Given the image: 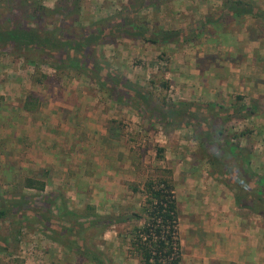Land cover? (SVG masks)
<instances>
[{"label": "rangeland", "instance_id": "obj_1", "mask_svg": "<svg viewBox=\"0 0 264 264\" xmlns=\"http://www.w3.org/2000/svg\"><path fill=\"white\" fill-rule=\"evenodd\" d=\"M40 1L52 8L67 0ZM128 1L133 0H79V24L109 17ZM249 1L264 12L261 2ZM221 2L165 0L141 7L137 15L148 30H177L192 23H202L208 16H216ZM0 5L5 6L4 0H0ZM4 18V14L0 15V19ZM244 20L226 18L205 23L201 27L202 35L189 42L152 44L121 34L113 43L100 44L98 48L114 69L142 85L146 91L156 94L159 82L166 79L168 89L165 92L170 101L212 103L209 89L213 86L209 88L202 83L213 71H205L208 75L204 82H192L193 78L189 77L192 73L182 69L181 61L189 69V64L200 57L196 60L200 69L207 68L211 57L204 56L203 49L208 48L211 40L216 47L225 48L226 38L230 37L225 31L229 33L232 25L234 33L244 30L248 37H254L257 28L264 43V19L256 21L258 27L254 23L248 27L250 24ZM208 51L209 54L214 52ZM219 51V58V55H225L224 50ZM52 65L51 60L31 64L15 50L0 48V192L13 189L24 176H37L43 168H36L34 162L40 164L35 161L40 159L44 168L50 169L43 193L59 195L52 205L54 213L64 205L82 214L128 217L94 236L93 248L105 255L106 264H144L132 242L135 230L146 220L141 209L145 201L143 184L148 178L170 177L177 202L180 251L187 255L188 250L184 247L190 242L188 229L198 227L194 223V216L199 212L196 210L207 209L205 206L210 204H226L228 198L232 199V191L224 183L225 179L212 175L207 158L201 152V142L189 126L181 128L155 121L146 127L138 109L113 100L79 71H61ZM179 72L189 75L185 85L179 82L181 76L177 78ZM150 79L154 80L152 85ZM228 82L234 85L232 78ZM231 86H220L219 96H222L218 104L229 107L235 96L242 94L243 91ZM27 96H31L28 101L31 110H25L23 106ZM67 117L70 120L64 121ZM109 124L117 129L116 138L109 137L108 132L102 134L101 129L104 126L106 129ZM231 125L232 132H239L252 123L240 118L232 119ZM54 138L59 142L53 141ZM250 138L259 137L252 132ZM252 139L245 143L246 139L241 137L239 141L250 148V168L264 174V167L258 162L260 144ZM45 141L54 142L55 149L46 148ZM115 157L119 164L114 162ZM49 161L57 162V170L45 164ZM97 161L101 166L96 164ZM80 170L83 171L82 180L70 181L67 175L77 174ZM78 184L83 193L81 190L75 192ZM23 193L32 195L36 192L23 189ZM10 223L8 219L0 221V235L7 237L11 248L9 254L0 251V264H93L55 241L52 233L41 224L22 225L17 241H13L9 235Z\"/></svg>", "mask_w": 264, "mask_h": 264}, {"label": "trees", "instance_id": "obj_2", "mask_svg": "<svg viewBox=\"0 0 264 264\" xmlns=\"http://www.w3.org/2000/svg\"><path fill=\"white\" fill-rule=\"evenodd\" d=\"M163 1H128L109 17L80 25L79 0H67L65 4L52 8L40 0H4L5 6L0 5V15H5L3 20L0 19V48L15 50L31 64L51 60L57 70L79 71L97 83L113 100L138 109L146 127L155 121L181 128L189 126L201 142V152L207 158L212 175L222 176L231 189L234 204L264 218V174L250 168V148L239 141L243 137L245 143L248 142L254 131L249 127L239 132L231 130V120L253 114L252 108L240 103L239 96L229 107L215 102L170 101L165 92L168 89L166 79L159 82L156 94L146 91L142 85L114 69L98 48L100 44L113 43L121 34L152 44L189 42L202 35L201 27L205 23L226 18L239 21L244 16L264 19V12L249 0H222L218 14L206 17L202 23H192L177 30H148L140 23L138 11L145 5ZM149 83L152 85L154 80L150 79ZM30 98L26 97L25 110L30 109ZM107 132L111 138L118 136L117 129L111 124L107 125ZM36 175L24 176L13 189L0 192V221L8 219L11 222L9 235L13 241H17L22 225L37 223L74 254L93 264H106L105 255L93 248L92 238L111 224L126 221L128 217L82 214L64 205L54 213L52 205L58 193H43L48 171L41 169ZM23 189L36 193H23ZM143 194L145 201L141 209L146 220L134 233L132 242L136 251L144 264H181L178 211L172 179H146ZM0 251L11 252L7 237L2 235Z\"/></svg>", "mask_w": 264, "mask_h": 264}, {"label": "crops", "instance_id": "obj_3", "mask_svg": "<svg viewBox=\"0 0 264 264\" xmlns=\"http://www.w3.org/2000/svg\"><path fill=\"white\" fill-rule=\"evenodd\" d=\"M257 2H261L262 5H264L263 0H256V3ZM240 19L241 21L246 19L247 21L245 23L250 24L248 27H252L253 23L255 25L257 23V20L250 16H244ZM233 29L234 27L232 25L229 29V33L225 31L226 34H230V37L227 36L226 38V43L228 44L224 46L225 48L221 49L216 47V45L211 44V40L208 44V48L203 49L204 56L211 57L207 64V68L204 67L205 69H200L199 63L196 62L200 57L196 60L194 59L195 61H193L192 65L191 63L189 64V69L187 68L188 66L184 67V62L181 61L182 69H185L192 74L189 76L187 73L182 72V74L179 72L177 73V78L181 76L178 79L183 85L189 81L188 76L193 78L192 82H204V79L208 75L206 72H211L212 70V76L208 75L206 81L204 83L201 82L209 88H211V85L213 86L209 89V91L212 92L211 96L213 99L210 100L212 103H218L219 97L222 96H219L220 86H228L230 88L231 83L228 82V79L232 78V83H234V85L231 86V88L243 91L242 94L240 93L238 95L241 97L240 103L251 107L253 110V114L243 119L249 120V122L252 123V125L248 126L254 130L256 137H259L258 139L252 140L253 142H257V144H260L258 162L259 165H263L264 167L263 36L258 34L257 28H253L255 30L254 37H248V33H245L244 30L234 33ZM262 29L263 28H261V30ZM208 50L214 51L211 54H214L215 52L216 54L211 55ZM219 50H224L223 52H225V55H219L220 58L217 55V53L219 54L220 52ZM201 71L203 72L201 73ZM244 92L245 94L243 95ZM236 97L237 96H235V100ZM69 120V117L64 119V121ZM49 121L51 122V120ZM48 122L43 123L47 124ZM82 122H84L83 119ZM102 122L103 121H100L101 124ZM39 132L43 133L44 131ZM64 132H66V130ZM101 132L106 135L107 126L106 129L104 126V128L101 129ZM46 138L49 140L48 137ZM54 140L57 139L54 138L53 141ZM46 148L55 149L54 142L52 144L47 142ZM117 160V157H115L114 162H118ZM35 161L40 163L36 164L34 162L36 168H43L48 171V178L50 169L44 168V164L40 159ZM119 163L120 162H118V164ZM45 164H48L47 166L49 167L51 166L54 171L58 168L56 161H49V163ZM96 164L99 165V161H97ZM259 170L262 171V168H259ZM82 173L83 171L80 170L77 174H68L67 177L70 181H73V179L81 181L83 178V176H81ZM75 187V192L81 190V193H83V189L79 184ZM228 199L229 201L226 204H210L208 207L205 206L207 209L196 210L199 212L197 213L198 215L194 216V218H196L194 223L198 224V227H191L188 229L187 236H189L190 239L188 240H190V242L188 243L189 246L187 245L184 247L185 250H188L187 255L181 253V264H264V218L246 210L245 208L237 207L234 204L233 197L232 199Z\"/></svg>", "mask_w": 264, "mask_h": 264}]
</instances>
